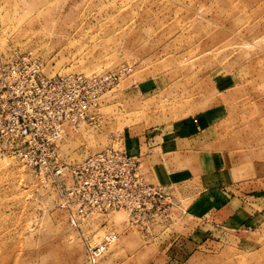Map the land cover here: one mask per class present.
<instances>
[{"label":"rangeland","instance_id":"rangeland-1","mask_svg":"<svg viewBox=\"0 0 264 264\" xmlns=\"http://www.w3.org/2000/svg\"><path fill=\"white\" fill-rule=\"evenodd\" d=\"M16 52L36 56L49 76L132 68L107 90L96 124L68 128L67 162L123 143L133 150L146 133L155 146L181 135L166 162L188 174L174 188L182 209L157 238L130 227L127 212L111 213L120 239L95 264H147L195 228L206 230L198 251L209 256L195 264H264V0H0V58ZM215 107L226 118L210 148V133L182 123ZM216 185L222 202L250 197L242 215L262 212L259 222L235 231L191 216L195 194ZM55 196L0 149V264H93Z\"/></svg>","mask_w":264,"mask_h":264},{"label":"built area","instance_id":"built-area-1","mask_svg":"<svg viewBox=\"0 0 264 264\" xmlns=\"http://www.w3.org/2000/svg\"><path fill=\"white\" fill-rule=\"evenodd\" d=\"M131 69L49 76L32 54L16 52L0 58V149L19 156L40 184L55 192L56 206L81 235L93 264L120 239L109 223L111 213L127 212L130 227L157 238L183 206L173 187L145 178L141 156L125 143L76 162L62 157L68 128L96 124L107 90Z\"/></svg>","mask_w":264,"mask_h":264},{"label":"crops","instance_id":"crops-1","mask_svg":"<svg viewBox=\"0 0 264 264\" xmlns=\"http://www.w3.org/2000/svg\"><path fill=\"white\" fill-rule=\"evenodd\" d=\"M223 111L224 110L221 107H215L209 111L203 110L198 115V123H194L193 119L190 118L188 120L189 122L183 121L182 124H193L198 135L210 133L209 140H206L204 146L212 148L211 145L215 139L213 131L214 129H217L226 118ZM179 129H176L175 131L177 132ZM217 136L220 135L218 134ZM129 137L133 138L132 136ZM161 138L167 139L168 141H162L159 145L155 146L153 142H151L152 136L149 135V133L144 134V136H136V138H133L132 141H130L133 146V150L131 151L141 156V172L149 182L178 188V186L180 187L179 184L184 182L183 177H187L188 174L183 173V169H168L169 165H167L168 162H166V159L169 158L168 156L170 154L178 151V145H171V141H173V143L179 142L181 135L179 136L178 133L173 135L163 134ZM217 152L220 151L211 150V154H218ZM157 154L163 158L160 162L154 161V157ZM217 169L218 167H216V170ZM216 187L217 185L212 186L208 190L204 188L195 194L194 200L189 205V207H191V216L195 219L209 217L210 221H213L218 227L235 231L238 229L242 230L243 228H251L249 226L255 225V223L259 222L260 218H257V222H254L253 219L260 216V213L262 212L257 211L248 218L247 216L242 215L243 210L246 207L240 208V204H242V201H247L244 199H249L250 197L235 194L230 197L227 196V200L222 202V193L225 192L223 189L221 190ZM188 194L187 191H184V195ZM176 196L180 199L178 195ZM253 200L260 202V197H257L256 199L253 198ZM194 231V234H196L195 237L187 236L186 238L184 236L185 238L181 239L179 237L180 239L177 238V240L175 238L176 244H174L173 241L172 243L174 245H171L163 253H157L150 258V261L147 264H195L199 258H204L205 256L208 258L209 256L207 254L198 251V249L208 241L207 239L206 241H202V236L206 230L195 228ZM211 242L214 244L213 242L218 241L212 240ZM187 249H193L190 250L191 254L187 253Z\"/></svg>","mask_w":264,"mask_h":264},{"label":"bare ground","instance_id":"bare-ground-1","mask_svg":"<svg viewBox=\"0 0 264 264\" xmlns=\"http://www.w3.org/2000/svg\"><path fill=\"white\" fill-rule=\"evenodd\" d=\"M82 74V73H81ZM70 226H71V224H70ZM72 227V226H71ZM73 228V227H72ZM85 229H86V227H84Z\"/></svg>","mask_w":264,"mask_h":264}]
</instances>
